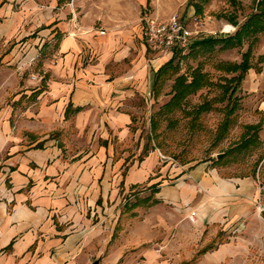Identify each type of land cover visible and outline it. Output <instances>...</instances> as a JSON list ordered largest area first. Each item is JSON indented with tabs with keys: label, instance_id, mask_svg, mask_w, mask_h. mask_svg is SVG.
Segmentation results:
<instances>
[{
	"label": "crops",
	"instance_id": "1",
	"mask_svg": "<svg viewBox=\"0 0 264 264\" xmlns=\"http://www.w3.org/2000/svg\"><path fill=\"white\" fill-rule=\"evenodd\" d=\"M152 4L0 0V264H254V180L141 137Z\"/></svg>",
	"mask_w": 264,
	"mask_h": 264
},
{
	"label": "rangeland",
	"instance_id": "2",
	"mask_svg": "<svg viewBox=\"0 0 264 264\" xmlns=\"http://www.w3.org/2000/svg\"><path fill=\"white\" fill-rule=\"evenodd\" d=\"M263 1L153 0L148 9L159 21L184 22L193 33L192 47L243 32L264 11ZM236 41L177 55L175 68L153 88L141 137L177 165L210 161L226 176L252 178L257 218L264 225V27L243 33L241 45ZM245 56L249 69L243 74ZM257 246L251 261L264 264V237Z\"/></svg>",
	"mask_w": 264,
	"mask_h": 264
},
{
	"label": "built area",
	"instance_id": "3",
	"mask_svg": "<svg viewBox=\"0 0 264 264\" xmlns=\"http://www.w3.org/2000/svg\"><path fill=\"white\" fill-rule=\"evenodd\" d=\"M144 25L145 40L150 48L164 55L174 54L176 51L184 52L191 47L193 33L180 19L172 18L169 21H159L145 16ZM260 212H264L259 204ZM196 213L191 214L192 221Z\"/></svg>",
	"mask_w": 264,
	"mask_h": 264
},
{
	"label": "trees",
	"instance_id": "4",
	"mask_svg": "<svg viewBox=\"0 0 264 264\" xmlns=\"http://www.w3.org/2000/svg\"><path fill=\"white\" fill-rule=\"evenodd\" d=\"M264 2V1H263ZM197 10V9H196ZM262 28L264 27V11H262L261 13L255 15L254 17L250 18V21L243 27L242 31H238L236 33V35L234 37H227L226 39H220V38H215V37H210V38H206L204 40H202L200 43L199 41L197 43H195L194 45H192L191 48H195L199 45H205V46H208V47H213V46H216V45H219L221 43H227L229 40L232 42H234L235 39H237L236 43L238 45H241L242 43V35L243 33L246 34V33H249L250 31H252L254 28ZM181 52L180 51H176L174 54H173V57L172 59H170L165 65H163L158 71H157V74H156V80H155V84L154 86L156 85V83H158V81L161 79V76L164 72H166L168 69H170L171 67L175 68V61H176V57L177 55H180ZM247 58V56H245V59ZM241 70H242V73L244 74L248 69H249V65H248V62H247V59L246 61H244L243 63V66L239 67Z\"/></svg>",
	"mask_w": 264,
	"mask_h": 264
},
{
	"label": "water",
	"instance_id": "5",
	"mask_svg": "<svg viewBox=\"0 0 264 264\" xmlns=\"http://www.w3.org/2000/svg\"><path fill=\"white\" fill-rule=\"evenodd\" d=\"M93 264H99L98 262H95V263H93Z\"/></svg>",
	"mask_w": 264,
	"mask_h": 264
}]
</instances>
